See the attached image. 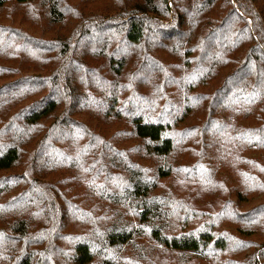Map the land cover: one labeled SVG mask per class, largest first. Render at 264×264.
I'll list each match as a JSON object with an SVG mask.
<instances>
[{
  "label": "trees",
  "instance_id": "trees-1",
  "mask_svg": "<svg viewBox=\"0 0 264 264\" xmlns=\"http://www.w3.org/2000/svg\"><path fill=\"white\" fill-rule=\"evenodd\" d=\"M12 2L27 30L0 22V81L32 69L0 87V172L24 165L0 176V220L22 236L7 249L14 264L184 255L264 264V0H0V9ZM73 11L95 19L72 21L66 43ZM39 17L49 28L36 34ZM116 21L124 47L94 62L89 26L100 35ZM149 36L178 42L160 43L179 58L170 96L147 65ZM57 172L53 188L41 182ZM178 173L212 201L179 211L158 192Z\"/></svg>",
  "mask_w": 264,
  "mask_h": 264
},
{
  "label": "rangeland",
  "instance_id": "rangeland-1",
  "mask_svg": "<svg viewBox=\"0 0 264 264\" xmlns=\"http://www.w3.org/2000/svg\"><path fill=\"white\" fill-rule=\"evenodd\" d=\"M24 7L21 5L18 6L15 3H8L5 5L2 9H0V22L9 24V25H19L18 23L22 21L21 19H24L22 17L24 12ZM73 16L69 17L67 21L63 25V29L60 31L61 33H66L68 30V33L65 35V37L62 35V40L67 43L69 35V25L72 22V26L78 25V21H81L80 24H89L91 23L95 18L94 15L87 14L86 12H75L73 11ZM117 25L115 28H112L108 32H103L100 35L97 32L92 31V26H89V30L91 31L90 34L87 36L89 38H92L95 40L92 43H87V50L92 53L91 59L94 62H101L103 58L99 56L101 54L102 49L107 47L106 49L113 50L115 47L122 46L124 43L123 40V25L121 22H117ZM27 24H20L19 28L22 30H27ZM36 28V26H35ZM49 27L45 23L43 17L38 19L37 21V30L36 34L40 33L43 30H47ZM46 38H50L51 40H56L55 36L50 35L48 36L47 33L45 34ZM103 40V41H102ZM161 37L158 38L157 36H149L147 45L144 49L147 50V52L150 53V57L148 59L147 65L150 67L153 65V68L158 69L160 73V81L156 84V89L164 90L165 95L170 96V93L172 91L170 90V85L175 82V79L178 77V71H177V64L179 63L178 53L174 49H166V45H176L178 42H171L164 40L165 44H163L162 49H160V43L163 41ZM83 41V40H82ZM83 43V42H82ZM75 46V45H74ZM124 47V45H123ZM73 48V47H72ZM75 48V53L73 54L76 57L77 54V48ZM172 48V47H171ZM128 49V48H126ZM130 52L132 53V58L135 57L139 52L140 49L133 51V48H129ZM124 50L122 53H125ZM24 63V62H23ZM152 68V67H151ZM105 68H103L104 70ZM32 73V69L30 68L28 71L18 70L15 74H8L3 78V80L0 81V87L5 88L7 85L12 83L15 78L18 79V77H26L28 74ZM102 73H106L105 71ZM45 72H39L36 75L42 76ZM142 89V88H141ZM87 123L90 122V120H86ZM100 128L105 132V129H103L101 126ZM26 159V157H25ZM177 162H179L178 159H176ZM24 165H18V167L11 171V172H20L24 169ZM10 171H4L0 172V176L7 175L11 173ZM63 176V173L57 172L52 174H47L45 178L41 181L44 183H47L48 188H53V185L51 182L54 180L60 181L61 177ZM227 183H224L227 187ZM158 192L167 194L174 204L179 206V211L182 210L183 212L187 210H193L194 204H202V203H209L212 201L209 196L204 194H200V185L196 181L195 177L192 176H183L178 174L170 175L168 178L160 180V187L158 189ZM79 197V196H78ZM65 199V198H64ZM64 205L63 201L61 202V207ZM250 205V204H248ZM84 206H89L88 203H86ZM10 219H3L0 220V264H14L15 257L7 252V249L9 247H14L13 249H17L21 244H18L19 238L22 237L20 233L13 232V230H10L9 228L11 225L9 224ZM245 255L244 252L242 253H236L232 255L234 258H241ZM227 258V256H226ZM255 259L257 260V264H263L262 258L259 255H256ZM157 260H159L157 258ZM177 260V259H176ZM179 260V259H178ZM238 261V260H237ZM253 260L249 261V264H256L252 262ZM181 263L182 264H214V262L209 263L203 260H198L196 258H191L187 255H184L181 257ZM150 264H157L150 262ZM218 264V263H215ZM247 264V263H246Z\"/></svg>",
  "mask_w": 264,
  "mask_h": 264
}]
</instances>
